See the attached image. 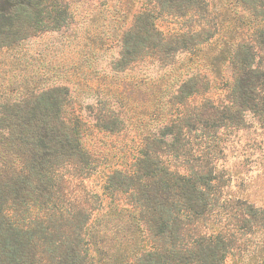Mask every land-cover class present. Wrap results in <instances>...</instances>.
<instances>
[{
  "label": "trees",
  "instance_id": "1",
  "mask_svg": "<svg viewBox=\"0 0 264 264\" xmlns=\"http://www.w3.org/2000/svg\"><path fill=\"white\" fill-rule=\"evenodd\" d=\"M144 2L106 35L109 72L95 63L107 42L84 58L94 106L81 78L46 72L0 94V264H264V205L223 160L248 114L264 130V0ZM73 15L0 0V59L68 41ZM142 65L156 76H132ZM93 131L116 138V162L87 146Z\"/></svg>",
  "mask_w": 264,
  "mask_h": 264
},
{
  "label": "rangeland",
  "instance_id": "2",
  "mask_svg": "<svg viewBox=\"0 0 264 264\" xmlns=\"http://www.w3.org/2000/svg\"><path fill=\"white\" fill-rule=\"evenodd\" d=\"M55 1L62 6H67L74 14L66 32L68 41L63 43L61 40L59 41L57 33L47 34L2 56L0 77L3 81L0 80V94L7 93L14 96L23 89V84L26 82L33 87L37 84V76L46 72V78L53 77L56 84H65L75 77L81 78L82 82L78 90L82 97L81 104L84 107L94 106L96 97L89 95L91 94L90 90L84 87L86 80L93 78L92 75H88L90 71L86 68L84 58L88 53L98 52L101 46L107 42L109 50L102 51L96 56L95 63H98L99 70H104L103 74L110 71L109 66L118 57L119 49L114 39L106 41V35H113L124 30L120 27L123 21L119 22L117 19L118 12L131 10L134 0ZM139 1V5L142 7L145 2L144 0ZM129 22L130 19H127V24ZM167 23L164 20L160 21L159 25L163 30H166ZM135 73L140 77L156 76L154 68L149 65L137 67L131 75L133 76ZM83 75H87L86 78ZM57 76H61L63 79H57ZM92 82H94L95 90L103 88L100 82ZM141 99L137 95L133 96V100ZM84 111L86 114L91 113V111ZM246 122L244 129L230 135L229 147L223 160L228 162L227 166H233L237 172L248 178L249 200L264 205V130L257 125V121L252 115L248 114ZM86 140L87 146L98 155L103 156L104 152L108 151L109 161L116 162L110 151V145L114 144L115 137L109 138L105 134H97L96 131H93L86 137ZM90 184L94 185L93 180Z\"/></svg>",
  "mask_w": 264,
  "mask_h": 264
}]
</instances>
